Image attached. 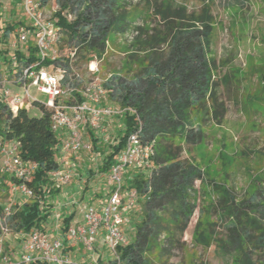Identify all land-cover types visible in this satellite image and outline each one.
I'll return each mask as SVG.
<instances>
[{
    "label": "trees",
    "instance_id": "trees-1",
    "mask_svg": "<svg viewBox=\"0 0 264 264\" xmlns=\"http://www.w3.org/2000/svg\"><path fill=\"white\" fill-rule=\"evenodd\" d=\"M38 1L44 7L50 0ZM53 1L58 10L52 17L62 32L60 49L65 45L68 50H75L78 64L102 60L115 37L133 34L132 52L102 86L109 90L108 99L113 106L129 108L134 114L126 112L120 117L123 127L109 153H105L104 145L92 132L88 131L86 136L93 152L99 155L100 163L94 160V166L87 170L96 178L108 174L126 137L136 127V117L141 124L140 142L151 146L154 152L151 170L130 169L124 177V188L135 190L138 201L130 214L129 242L118 248L121 264H161L153 257L156 250L161 255L182 246V236L198 209L196 182L200 183L202 194L204 186L209 185L215 196L209 209L221 233L215 235L216 224L207 222L203 227L204 210L199 209L192 243L204 249L213 245L228 264H264V186L254 185L251 192L238 200L232 190L207 178L194 160L180 156L182 144L198 146L205 139L201 125L193 123L195 117L199 116L201 123L211 120L220 124L226 114L219 87L226 85L227 80H214L215 63L208 54L213 31L209 6L204 5L196 15L187 14L185 6L170 1L162 5L156 0H145L143 13H153L161 22L160 29L146 30L133 25L126 4L120 0ZM65 11L71 20L63 14ZM143 13L136 12L134 16L142 19ZM21 25L23 21L0 14L1 65L10 62L9 42ZM25 52L28 56L20 50L15 52L20 64L37 60L31 42ZM65 56L61 63L64 67L69 62ZM37 108L39 115L31 117L25 109L12 113L0 102V140L16 142L17 156L23 162L35 164L26 183L33 197L15 203L7 218L9 235L19 236L22 244L32 230L48 232L55 209L53 200L63 192L49 176L60 168V140L50 129L51 110L43 105ZM77 173L78 180L86 176L85 170ZM18 183L0 171V216L4 199L10 196V185ZM105 193L106 188L102 189V196ZM73 217L70 214L59 222L62 234Z\"/></svg>",
    "mask_w": 264,
    "mask_h": 264
},
{
    "label": "built area",
    "instance_id": "built-area-1",
    "mask_svg": "<svg viewBox=\"0 0 264 264\" xmlns=\"http://www.w3.org/2000/svg\"><path fill=\"white\" fill-rule=\"evenodd\" d=\"M19 2L23 25L17 28L16 37L9 42V50L12 51L9 62L11 68L8 64H0V102L12 113L19 109H36L39 113L37 105L51 110L50 129L60 140L57 146L60 168L52 171L49 176L64 191L76 175L65 166L68 156L84 152L91 154L92 160L99 159L86 137L88 131L102 143H108V138L103 135L105 123L122 117L126 112L134 114V111L111 103L102 104L107 100L109 90L102 86L96 76L95 64L100 60L94 59L88 63L89 73L81 74L74 67L77 63L75 50H69L65 54L69 59L68 66L61 65L66 56L59 55L57 51L62 32L55 26L52 17L58 10L53 0L51 5L44 7L38 0ZM0 14L6 17L1 11ZM63 14L68 20L72 19L66 11ZM132 37L133 34L124 36L128 41ZM29 42L36 48L37 60L23 65L19 63L15 52L20 50L28 56L25 51ZM31 89L44 95L45 102L37 100ZM136 123L106 175L104 198L96 205L80 204L73 200L67 203L77 206L81 220L70 224L64 234L58 228L61 220L56 214L60 207L57 205L53 213L52 231L55 234L32 230L26 235L21 251L11 258L5 254L4 242L9 235L7 218L14 203L9 200L4 204L0 216V264H121L118 248L129 242L125 231L128 229L131 232L130 214L138 201L135 190L124 188V177L130 169L151 170L154 155L152 147L142 145L139 140L141 124L138 117ZM116 144L117 142L112 145ZM17 154L16 142L0 140V171L19 182L10 185V196L19 193L22 197L31 199L33 193L26 183L32 177L35 164L23 162ZM74 246L82 251L85 261H77L72 257L70 248Z\"/></svg>",
    "mask_w": 264,
    "mask_h": 264
},
{
    "label": "rangeland",
    "instance_id": "rangeland-1",
    "mask_svg": "<svg viewBox=\"0 0 264 264\" xmlns=\"http://www.w3.org/2000/svg\"><path fill=\"white\" fill-rule=\"evenodd\" d=\"M8 0H0V6L6 4ZM126 4L130 13V20L134 26H141L146 30L161 27V22L153 13H143L146 7L145 0H120ZM162 5L172 2L176 6H185L187 14H200L204 5L209 6V13L213 21V31L211 36V45L209 48V57L214 60L215 69L213 71L214 80H223L226 78V85L223 83L219 87L221 100L226 107V114L220 124L214 121L201 123L200 117L194 118V125H201L205 134L204 141L198 145L189 147L182 144L183 159L194 160L203 170L207 178L213 180L222 187L232 190L239 199L244 198L252 191L254 185L264 186V0H156ZM52 0L48 5H51ZM1 9V8H0ZM17 13L21 12L19 0H14L10 8ZM1 12L7 16L8 11L3 7ZM143 13V17L135 18L136 12ZM12 20H14L12 18ZM16 20V19H15ZM11 21V20H10ZM150 34V33H149ZM133 37L130 41L125 38L115 37L113 42L109 43L107 55L100 61H97V78L103 82L114 71L126 62L127 54L132 52L131 47ZM60 45L57 48L59 55L64 56L69 52L66 46ZM12 53L7 54L10 59ZM10 64L8 63V67ZM88 65L84 62L75 64V69L87 75ZM16 71V70H14ZM89 81L91 78L89 77ZM227 87V88H226ZM31 93L39 101L45 102L46 97L31 89ZM111 100L107 98L102 104H110ZM31 117H37L36 109H28ZM120 118H113L105 123L103 135L108 138V143L104 145L105 153L110 152V147L117 142L119 131L122 130ZM96 153V152H95ZM98 153V152H97ZM91 154L80 153L68 156L67 170L76 174L66 191L61 192L53 200L57 208L56 214L60 220L65 216L73 214L71 222H79L81 213L77 206H70L69 201H77L80 204H98L104 196L102 189L106 188V175L96 178L87 174V170L94 166V160ZM100 163V161H97ZM89 168V169H88ZM76 169V170H75ZM85 170L86 176L78 180V171ZM81 177V176H80ZM85 180V182H83ZM92 182L94 187H91ZM73 186L81 189L80 194L73 191ZM89 186V189L87 188ZM198 190L196 204L198 209L194 212L187 229L185 230L181 242L182 246L170 250L169 252L159 254L156 250L153 254L156 262L161 264H228L227 261L219 256L212 245L207 249L201 246H195L192 243L194 227L199 219V209L204 210L202 224H216L215 235L221 233V227L216 222V217L211 214L209 207L214 203L215 196L209 185H205L203 194L199 182L195 184ZM93 189L94 194L89 195L88 190ZM91 198V199H90ZM18 203L26 201L19 193H16L4 199V202ZM28 201V200H27ZM54 222L50 221L47 226L48 234H55L53 228ZM126 234L130 237L128 229ZM20 237L14 234L5 238L4 249L11 255L16 256L22 248ZM82 259V251L77 247ZM70 248L71 250H73ZM104 252V251H102Z\"/></svg>",
    "mask_w": 264,
    "mask_h": 264
},
{
    "label": "crops",
    "instance_id": "crops-1",
    "mask_svg": "<svg viewBox=\"0 0 264 264\" xmlns=\"http://www.w3.org/2000/svg\"><path fill=\"white\" fill-rule=\"evenodd\" d=\"M13 1L14 0H8L7 2H6V4H3V5H1L0 6V10H2L3 9V7H5L6 8V11H8V13H7V16H6V18H9V19H16V20H20V21H23V17H22V15H21V12L20 13H17V12H15L14 10H12V9H9L10 8V4L11 3H13ZM68 165V162H67V160L65 161V166H67ZM90 185H92L91 187H94L93 186V184H92V182L90 183ZM74 188H73V191L74 192H78L79 193V187H77V186H73ZM67 190V189H66ZM66 190H64V191H66ZM68 191V190H67ZM81 191V190H80ZM88 193H89V195H90V193H91V195H93L94 194V190L93 189H91L90 188V190H88ZM91 199V198H90ZM59 209H60V207H59ZM52 231V230H51ZM73 249V248H72ZM71 250V249H70ZM71 252H72V257L75 259V260H77V261H85V259H82L81 258V255H79L78 253H76L77 252V249H73V250H71ZM83 255V254H82Z\"/></svg>",
    "mask_w": 264,
    "mask_h": 264
},
{
    "label": "bare ground",
    "instance_id": "bare-ground-1",
    "mask_svg": "<svg viewBox=\"0 0 264 264\" xmlns=\"http://www.w3.org/2000/svg\"><path fill=\"white\" fill-rule=\"evenodd\" d=\"M94 65L92 64L91 68L93 69Z\"/></svg>",
    "mask_w": 264,
    "mask_h": 264
}]
</instances>
